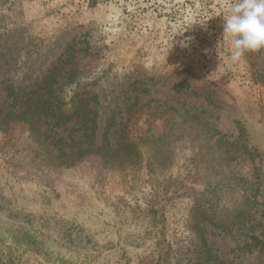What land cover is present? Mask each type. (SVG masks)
<instances>
[{"label":"rangeland","instance_id":"obj_1","mask_svg":"<svg viewBox=\"0 0 264 264\" xmlns=\"http://www.w3.org/2000/svg\"><path fill=\"white\" fill-rule=\"evenodd\" d=\"M233 2L0 0V264H200L205 206L216 264H264V50L231 59Z\"/></svg>","mask_w":264,"mask_h":264},{"label":"clouds","instance_id":"obj_2","mask_svg":"<svg viewBox=\"0 0 264 264\" xmlns=\"http://www.w3.org/2000/svg\"><path fill=\"white\" fill-rule=\"evenodd\" d=\"M227 37L234 62L248 52L264 50V0H234L223 16V38Z\"/></svg>","mask_w":264,"mask_h":264},{"label":"trees","instance_id":"obj_3","mask_svg":"<svg viewBox=\"0 0 264 264\" xmlns=\"http://www.w3.org/2000/svg\"><path fill=\"white\" fill-rule=\"evenodd\" d=\"M43 84L47 85L46 82H44ZM48 86V85H47ZM46 88V86H43V89ZM34 93L30 94V97L33 95ZM47 99H43L41 102L42 103H46ZM43 110H46V108H44ZM45 112V111H44ZM51 112H46L44 114H42L41 116L43 117H48V115ZM54 114V113H52ZM10 116L12 117H19V116H25V117H30L31 119L34 120V122H39V121H35V115L32 114L31 112L27 111L24 112L23 114H20L19 116L17 115H13L11 114ZM9 119H11L9 117ZM59 119H61L59 117ZM72 118H69L68 121H70ZM33 128V127H32ZM33 130H35L33 128ZM37 130V128H36ZM240 134L241 137H243L246 132L243 128L240 129ZM239 141H241L239 139ZM241 150L243 151V156H245L244 160L247 159H251L252 161L254 160V156L252 154V152L250 151V149L248 148V146L246 145V143H242L241 146ZM234 157V156H233ZM246 161V160H245ZM245 186L244 191H243V195H242V205H240V207L238 208H234L232 212H230L228 214V219L226 220V227H231L233 225H246L251 223L252 221H254L256 214L258 213L257 209H256V197L260 194V186H256L255 189H253V185L252 183L249 182V180L245 179L244 181ZM215 207L211 206L207 209V206L204 207V210L202 209H198L195 212V224H193V228L196 230V235H197V240H198V244L197 246H199L201 248V251L199 252V258H200V264H205L206 261V256L204 254L207 255L208 259V264H216V262L214 261V256L211 255L212 249L209 245V242L207 240V236H206V232L204 229V226H201L202 222H201V217L203 218L204 214H207L209 212H213ZM222 230H228V228H222ZM251 240H253V243L251 245H249L248 247H253V248H257L259 249V251L261 253L264 254V241L260 238L257 237H251Z\"/></svg>","mask_w":264,"mask_h":264}]
</instances>
